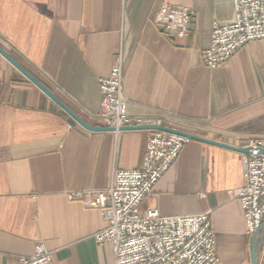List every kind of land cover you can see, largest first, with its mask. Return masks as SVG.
Listing matches in <instances>:
<instances>
[{"label":"crops","instance_id":"0c3cea01","mask_svg":"<svg viewBox=\"0 0 264 264\" xmlns=\"http://www.w3.org/2000/svg\"><path fill=\"white\" fill-rule=\"evenodd\" d=\"M164 5L195 11L190 35L155 25ZM234 13L232 0H0V47L91 126H105L99 79L120 56L130 117L241 147L264 138V41L215 70L203 57L212 25ZM63 113L0 55V264H20L38 242L54 264H115L112 245L94 240L100 212L68 194L106 190L116 171L139 168L147 133L90 132ZM243 160L192 141L144 206L211 212L222 263L252 264L237 195Z\"/></svg>","mask_w":264,"mask_h":264},{"label":"built area","instance_id":"2783aa9c","mask_svg":"<svg viewBox=\"0 0 264 264\" xmlns=\"http://www.w3.org/2000/svg\"><path fill=\"white\" fill-rule=\"evenodd\" d=\"M232 3L233 21L212 25L210 45L203 54L208 69H218L248 44L264 41V0ZM195 17L191 8L164 5L154 22L174 37L185 38L192 33ZM99 90L101 101L95 118L104 127L118 133L124 127L163 126L158 121L128 115L120 56L109 75L99 79ZM145 132L147 143L139 168L116 171L108 189L72 192L68 200L83 201L100 212L106 226L94 234V240L112 245L115 264H223L217 254L211 212L165 216L156 208L144 206L183 148L192 142L176 134ZM241 148L251 153L244 155V184L237 195L246 232L252 236L264 224V154H260L264 138L249 139ZM20 264H54V252L38 242L34 254L21 256Z\"/></svg>","mask_w":264,"mask_h":264},{"label":"water","instance_id":"95a60500","mask_svg":"<svg viewBox=\"0 0 264 264\" xmlns=\"http://www.w3.org/2000/svg\"><path fill=\"white\" fill-rule=\"evenodd\" d=\"M0 55L4 57L17 71H19L29 82L36 86L40 91H42L49 99H51L61 110L68 115L75 123H77L83 129L90 132H115L113 128L107 127H94L89 125L83 119H81L76 113H74L68 106H66L56 95H54L50 90H48L42 83H40L33 75H31L26 69H24L11 55L5 52L0 47ZM156 130L169 134H176L192 141L216 146L219 148L234 151L243 155H249L251 152L249 149H244L239 146L230 145L221 141H216L208 139L205 137L196 136L187 132L178 131L170 129L163 126H139V127H124L119 130L122 131H147ZM260 154H264V150L260 151ZM264 229V224L252 235L251 245H250V258L252 264H259L260 254L262 251V246L264 243V237H259L260 231Z\"/></svg>","mask_w":264,"mask_h":264},{"label":"trees","instance_id":"16d2710c","mask_svg":"<svg viewBox=\"0 0 264 264\" xmlns=\"http://www.w3.org/2000/svg\"><path fill=\"white\" fill-rule=\"evenodd\" d=\"M66 117H68V115H66L65 113H63ZM69 118V117H68Z\"/></svg>","mask_w":264,"mask_h":264}]
</instances>
